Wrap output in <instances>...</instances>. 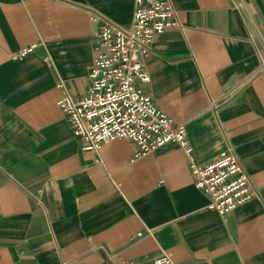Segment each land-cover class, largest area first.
<instances>
[{
    "label": "crops",
    "instance_id": "obj_1",
    "mask_svg": "<svg viewBox=\"0 0 264 264\" xmlns=\"http://www.w3.org/2000/svg\"><path fill=\"white\" fill-rule=\"evenodd\" d=\"M170 1L147 92L199 163L233 148L255 196L210 211L177 144L83 152L58 103L88 92L92 18L130 27L134 0H0V264H264V0Z\"/></svg>",
    "mask_w": 264,
    "mask_h": 264
},
{
    "label": "built area",
    "instance_id": "obj_2",
    "mask_svg": "<svg viewBox=\"0 0 264 264\" xmlns=\"http://www.w3.org/2000/svg\"><path fill=\"white\" fill-rule=\"evenodd\" d=\"M134 5L130 27L107 19L100 26L101 21L92 18L97 41L88 92L81 98L65 95L58 106L87 154H98L106 144L121 139L137 147L136 155L152 154L168 144H177L187 155L195 186L209 200L208 209L225 217L255 196L249 175L231 147L212 162L199 163L187 127L161 111L147 92L152 81L146 62L154 54L153 43L179 23L170 0H134ZM32 49L19 52L16 58L26 56ZM140 264L177 262L171 253L164 252L152 262Z\"/></svg>",
    "mask_w": 264,
    "mask_h": 264
}]
</instances>
